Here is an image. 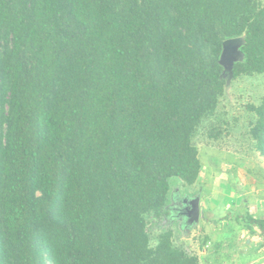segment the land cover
<instances>
[{"label":"trees","instance_id":"1","mask_svg":"<svg viewBox=\"0 0 264 264\" xmlns=\"http://www.w3.org/2000/svg\"><path fill=\"white\" fill-rule=\"evenodd\" d=\"M255 76L263 0H0V264H200L164 226L173 189L228 132V77ZM246 109L264 158V97Z\"/></svg>","mask_w":264,"mask_h":264},{"label":"crops","instance_id":"2","mask_svg":"<svg viewBox=\"0 0 264 264\" xmlns=\"http://www.w3.org/2000/svg\"><path fill=\"white\" fill-rule=\"evenodd\" d=\"M238 154L203 164L196 184L172 194L177 214L168 226H176V238L183 235L181 245L200 264H264L262 231L237 221L248 216L264 221V158L256 152ZM195 198L200 220L190 226L184 210Z\"/></svg>","mask_w":264,"mask_h":264},{"label":"rangeland","instance_id":"3","mask_svg":"<svg viewBox=\"0 0 264 264\" xmlns=\"http://www.w3.org/2000/svg\"><path fill=\"white\" fill-rule=\"evenodd\" d=\"M264 2V0H263ZM264 97V77L255 76L252 78H241L233 80L228 77L226 96L222 99L219 109L217 111V118L222 120L223 127L226 129V134L221 141L212 143L202 129L197 135L195 142L199 148L200 159L202 164H207L212 160L227 159V157H234L235 153L238 155H245V153L256 152L253 150V145L249 141L246 132L248 131V124L252 119V115L247 111L246 106L249 104H259ZM258 153V152H256ZM182 190L181 184L174 186L173 193L178 194ZM175 197H171L172 206L171 217L165 220L164 226L172 225L173 218L177 212L174 210L173 203ZM177 237L176 244H181L182 237Z\"/></svg>","mask_w":264,"mask_h":264},{"label":"water","instance_id":"4","mask_svg":"<svg viewBox=\"0 0 264 264\" xmlns=\"http://www.w3.org/2000/svg\"><path fill=\"white\" fill-rule=\"evenodd\" d=\"M243 43V38L231 39L224 42L221 63L228 72H231L235 61L242 59V54L239 52L238 48L243 45ZM186 204L184 215L188 218L190 226L195 225L200 220V200L199 198H195L187 201Z\"/></svg>","mask_w":264,"mask_h":264}]
</instances>
